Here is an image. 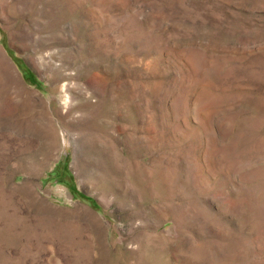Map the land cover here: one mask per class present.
Returning <instances> with one entry per match:
<instances>
[{
	"label": "rangeland",
	"instance_id": "rangeland-1",
	"mask_svg": "<svg viewBox=\"0 0 264 264\" xmlns=\"http://www.w3.org/2000/svg\"><path fill=\"white\" fill-rule=\"evenodd\" d=\"M0 264H264V0H0Z\"/></svg>",
	"mask_w": 264,
	"mask_h": 264
},
{
	"label": "trees",
	"instance_id": "trees-1",
	"mask_svg": "<svg viewBox=\"0 0 264 264\" xmlns=\"http://www.w3.org/2000/svg\"><path fill=\"white\" fill-rule=\"evenodd\" d=\"M65 168V167H64Z\"/></svg>",
	"mask_w": 264,
	"mask_h": 264
}]
</instances>
